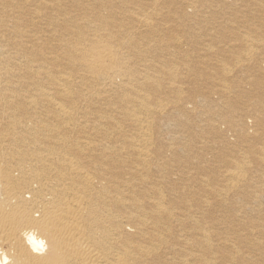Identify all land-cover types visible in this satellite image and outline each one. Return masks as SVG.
Returning <instances> with one entry per match:
<instances>
[{"label":"bare ground","instance_id":"bare-ground-1","mask_svg":"<svg viewBox=\"0 0 264 264\" xmlns=\"http://www.w3.org/2000/svg\"><path fill=\"white\" fill-rule=\"evenodd\" d=\"M0 264H264V0H0Z\"/></svg>","mask_w":264,"mask_h":264}]
</instances>
